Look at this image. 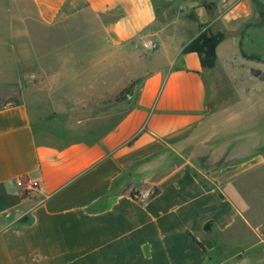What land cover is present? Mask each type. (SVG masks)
<instances>
[{"label": "crops", "instance_id": "0c3cea01", "mask_svg": "<svg viewBox=\"0 0 264 264\" xmlns=\"http://www.w3.org/2000/svg\"><path fill=\"white\" fill-rule=\"evenodd\" d=\"M7 1L21 15L20 0ZM31 1L42 28L94 18L98 72L82 77L98 88L84 96L115 97L136 83L126 112L113 105L91 141L46 137L27 100L0 109V264H264V153L208 167L184 151L204 125L205 74L218 69L226 39L213 69L183 49L207 27L240 35L246 25L262 26L254 1L206 0L216 3L212 17L204 0H178L197 17L188 37L174 20L155 27V0ZM80 27L73 31L89 32ZM148 39L159 44L149 55ZM79 42L89 58L87 41L65 48ZM0 48L10 54L9 35ZM31 48L23 53L33 63L16 74L31 66L38 77L42 54ZM149 189L156 193L144 200L132 195Z\"/></svg>", "mask_w": 264, "mask_h": 264}, {"label": "rangeland", "instance_id": "374dc122", "mask_svg": "<svg viewBox=\"0 0 264 264\" xmlns=\"http://www.w3.org/2000/svg\"><path fill=\"white\" fill-rule=\"evenodd\" d=\"M253 1L259 19L262 17L261 6ZM155 2L159 13L156 28L174 20V25L185 29V37L191 34L188 32L193 27L189 22L194 21L191 18L192 14L195 15L194 9L188 6L181 8L183 1L178 0L173 4L164 0ZM15 4L14 1L0 0V40L7 41L9 35L11 46L9 55L0 48V66L2 63L5 69L9 66V74L0 76V93H4L0 95V105L8 98L29 101L37 126L40 118L42 133L50 139L64 142L96 139L105 120L115 115L113 105L120 103L122 114L126 112L131 102L129 94L136 81L124 86L115 97L84 96L88 92L84 88L94 89L93 94L98 88L97 80L89 81L87 77H82L87 70L94 71V74L98 72L93 69L98 60V35L91 31L97 27L94 18H80L76 23L64 21L61 28H42L35 18L31 0L17 2L21 15L17 14ZM81 25L89 26V32L73 31ZM237 35L227 32L226 40L219 47L218 69L205 74V122L184 150L185 154L192 155L208 167L241 160L257 151L264 153V80L250 72L251 68L264 69L263 63L252 58L264 57V25H246ZM74 40L89 43V58H85L87 49H81L85 46L81 42L76 44V48H65L68 42ZM21 43L28 44L30 49L21 48ZM34 45L39 46L38 53L43 59V64L39 66L41 69L37 70L38 77L31 66L23 74H16V70L28 62L23 52L33 51L31 47ZM106 51L108 54L113 50ZM148 51L147 55L153 50ZM51 52L63 54L52 57L49 55ZM229 57L233 60L225 63ZM30 58L33 63L34 57ZM40 70L43 77L39 75ZM109 108L110 111L104 110Z\"/></svg>", "mask_w": 264, "mask_h": 264}, {"label": "trees", "instance_id": "16d2710c", "mask_svg": "<svg viewBox=\"0 0 264 264\" xmlns=\"http://www.w3.org/2000/svg\"><path fill=\"white\" fill-rule=\"evenodd\" d=\"M261 6V2L255 0ZM203 5L210 13L211 16L215 14V2L203 1ZM191 18L196 21L197 17L192 14ZM226 38V33L224 31L214 32L210 27L204 28L201 32L194 37L189 43L186 44L183 51L186 52H196L199 55L201 65L205 69H213L216 66L217 60V47ZM132 86V84H131ZM20 99L8 98L0 105V109L7 107L9 105H15L20 103ZM134 197V193L132 192Z\"/></svg>", "mask_w": 264, "mask_h": 264}, {"label": "built area", "instance_id": "2783aa9c", "mask_svg": "<svg viewBox=\"0 0 264 264\" xmlns=\"http://www.w3.org/2000/svg\"><path fill=\"white\" fill-rule=\"evenodd\" d=\"M142 45L144 48H146L148 50H156L159 47L158 42L153 40V39H148V40L143 41ZM30 183H31V187H36L39 185L38 180H31ZM133 193H134L135 198L144 200L146 198H149L153 194H155L156 190L155 189H149V190L144 191V192L134 191Z\"/></svg>", "mask_w": 264, "mask_h": 264}, {"label": "water", "instance_id": "95a60500", "mask_svg": "<svg viewBox=\"0 0 264 264\" xmlns=\"http://www.w3.org/2000/svg\"><path fill=\"white\" fill-rule=\"evenodd\" d=\"M261 6H262V12H263V18H264V4L261 3ZM263 24H264V20L260 24H258V25H263ZM250 72L254 76H257L260 80H264V69H261V68H251Z\"/></svg>", "mask_w": 264, "mask_h": 264}, {"label": "flooded vegetation", "instance_id": "af4514ba", "mask_svg": "<svg viewBox=\"0 0 264 264\" xmlns=\"http://www.w3.org/2000/svg\"><path fill=\"white\" fill-rule=\"evenodd\" d=\"M262 3V2H261ZM261 14H262V21L264 20L263 18V12H262V6H261ZM254 60L260 62V63H263L264 64V57H257V56H253L252 57Z\"/></svg>", "mask_w": 264, "mask_h": 264}]
</instances>
